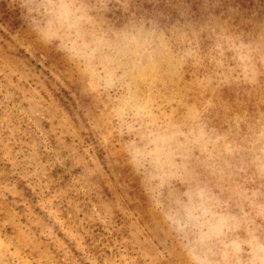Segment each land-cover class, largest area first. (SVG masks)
<instances>
[{"label":"rangeland","instance_id":"rangeland-1","mask_svg":"<svg viewBox=\"0 0 264 264\" xmlns=\"http://www.w3.org/2000/svg\"><path fill=\"white\" fill-rule=\"evenodd\" d=\"M0 264H264V0H0Z\"/></svg>","mask_w":264,"mask_h":264},{"label":"bare ground","instance_id":"bare-ground-1","mask_svg":"<svg viewBox=\"0 0 264 264\" xmlns=\"http://www.w3.org/2000/svg\"><path fill=\"white\" fill-rule=\"evenodd\" d=\"M256 118V117H255Z\"/></svg>","mask_w":264,"mask_h":264}]
</instances>
